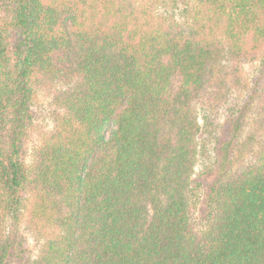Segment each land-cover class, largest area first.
Listing matches in <instances>:
<instances>
[{"label": "trees", "instance_id": "trees-1", "mask_svg": "<svg viewBox=\"0 0 264 264\" xmlns=\"http://www.w3.org/2000/svg\"><path fill=\"white\" fill-rule=\"evenodd\" d=\"M194 1L182 20L0 0V264L23 258L20 227L35 264H264V140L236 143L254 103L264 128V0ZM220 109L234 135L199 228L201 113Z\"/></svg>", "mask_w": 264, "mask_h": 264}, {"label": "rangeland", "instance_id": "rangeland-1", "mask_svg": "<svg viewBox=\"0 0 264 264\" xmlns=\"http://www.w3.org/2000/svg\"><path fill=\"white\" fill-rule=\"evenodd\" d=\"M141 5H148L152 7L156 12L165 14V16L171 18L175 17L177 19L187 20L193 17L195 10L197 8L196 2L194 0H137ZM264 55V52H263ZM257 64L247 65L246 70L248 77L254 81L255 77L254 72L256 70ZM247 98V97H245ZM45 107H37L35 112V118L38 126H41L43 129H47L52 125V120L49 113V103L48 101L42 100ZM257 109L258 107L254 103L253 106L246 111L245 115V124L243 130L241 132H236V135H239L240 138L236 140V143L242 144L239 146L241 150L243 147V143H247L249 141H253L255 143V148L258 146V141L264 140V128L260 126L257 121ZM202 111V110H201ZM200 111V112H201ZM216 118L215 125H212V114L207 111H203L201 113V123L203 125L201 134H200V149H199V157L196 166V172L194 175V181L197 185V197H196V207L194 208V218L197 222V226L199 228H205L206 224L209 222V217L212 212V206L210 202L212 187L214 186L217 178L221 176L227 169L228 165L224 169L222 166L223 155L226 152V149L221 151L218 150L220 148V142L224 140H232L234 135L233 131H226V128H222L220 123L224 120L225 112L223 109L218 111L211 112ZM208 114V115H206ZM210 115V116H209ZM213 116V117H214ZM206 117H210L209 120H206ZM233 144L227 147V150L231 152V156H233L234 151L236 150V143L233 140ZM232 142H228L232 143ZM33 142H29L27 152V156L31 154ZM238 148V147H237ZM236 158L239 157V152H236ZM234 160V158H233ZM20 232L23 233L25 241H24V249L22 253L23 258L14 257L10 264H35L34 257L38 250L35 239L32 235L24 229V227H20ZM19 256V257H21ZM25 261V263H23Z\"/></svg>", "mask_w": 264, "mask_h": 264}]
</instances>
